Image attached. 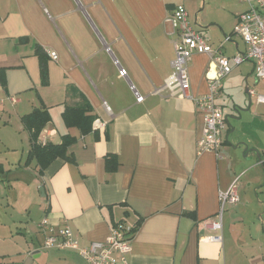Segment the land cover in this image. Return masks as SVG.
<instances>
[{"label":"crops","instance_id":"obj_1","mask_svg":"<svg viewBox=\"0 0 264 264\" xmlns=\"http://www.w3.org/2000/svg\"><path fill=\"white\" fill-rule=\"evenodd\" d=\"M177 5L214 47L231 36L224 54L227 47L230 57L245 52L232 35L248 9L238 0H0V199L18 219L12 216L6 227L0 218V225L10 226L9 237L19 245L1 254L0 264H88L73 250L42 248L43 218L54 229L67 225L80 247L104 243L116 223L134 229L127 264H264V145L258 140L264 105L250 98L257 124L246 152L226 146L228 127L218 156L196 154L202 116L192 101L170 97L163 88L174 59L167 18ZM37 48L46 59L45 85ZM233 71L240 94L231 92ZM232 72L219 81L216 100L228 108L227 118L245 107V90L247 97L248 88L264 91L250 61ZM216 75L209 56L194 55L188 64L191 95H205ZM81 98L93 119L86 134L66 127L62 117ZM40 106L50 122L39 142L72 138L66 150L72 159H53L45 168L28 159L30 134L22 124ZM237 177L239 202L220 215L219 195Z\"/></svg>","mask_w":264,"mask_h":264},{"label":"built area","instance_id":"obj_2","mask_svg":"<svg viewBox=\"0 0 264 264\" xmlns=\"http://www.w3.org/2000/svg\"><path fill=\"white\" fill-rule=\"evenodd\" d=\"M248 4L246 12L238 16L232 35L240 38L245 45L243 54L237 53L233 57L223 54L224 44L231 40V36H224L221 45L214 47L209 39L199 30H194L188 22L187 12L183 5H177L167 18L171 34L174 36V59L171 62V75L164 83V89L170 97L190 100L201 114L203 128L196 141V154L213 153L218 156L220 146L224 141V132L228 128L223 108L216 102L220 94L219 81L229 75L234 68L244 61L253 65V75L264 89V0H238ZM196 54L207 55L215 63L216 79L208 82V92L200 97H193L190 93L188 64ZM49 57L55 60V53ZM117 64V62H115ZM118 75L126 77V70L119 68ZM131 90L137 103L144 100L133 86ZM248 96L255 98L259 105H264V91L258 93L254 88L247 89ZM97 126L103 123L95 121ZM239 177L233 180L225 193H220V215L226 205L234 206L239 202L237 183ZM39 229L44 234L42 248L45 250H73L88 264H127L130 253L131 230L123 223H116L104 243H90L80 247L76 235L67 226L54 229L48 220L43 218ZM212 229L218 231L220 224L212 223ZM210 241H221L219 236H209Z\"/></svg>","mask_w":264,"mask_h":264},{"label":"trees","instance_id":"obj_3","mask_svg":"<svg viewBox=\"0 0 264 264\" xmlns=\"http://www.w3.org/2000/svg\"><path fill=\"white\" fill-rule=\"evenodd\" d=\"M39 57V70L42 84L47 83V66L46 59L43 58V50L37 48ZM82 99L81 105L67 106L62 113V117L66 127L77 128L80 134H86L91 131V123L93 121L90 116V107L85 99ZM50 122V116L45 107H38L30 114L22 117V124L25 130L30 134L31 148L28 159L35 158L40 168H45L53 159L64 158L70 160L66 156V150L72 143V138L66 136L61 144L54 145L51 143L42 144L38 138L45 126ZM134 229H131V233Z\"/></svg>","mask_w":264,"mask_h":264},{"label":"rangeland","instance_id":"obj_4","mask_svg":"<svg viewBox=\"0 0 264 264\" xmlns=\"http://www.w3.org/2000/svg\"><path fill=\"white\" fill-rule=\"evenodd\" d=\"M220 35H221V33H220ZM241 46H242V49H244V45L242 44ZM230 53H231V50H229L227 47V54L226 53L225 54L223 53V54L226 55V57H230ZM244 66H246V64L242 65L241 67H244ZM234 71L232 72L231 76L228 78L229 83L232 87L231 92L240 94L237 91L238 90V77L236 74H234ZM250 80H252V79H250ZM243 94L246 97V105H245V107H238L239 109L236 108V110H234L232 112L233 113L232 117H229L228 122H229L230 131L228 134V141L226 143V146H228L229 148H236V149L243 146L244 148L242 149V152L244 151V149L246 152V150H248V143L253 140V138H250L253 134V131L251 132V128H253V126L255 127L257 122H255L253 120L252 112L245 110V109H247V104H248L249 99H248L247 95L245 94V92H243ZM223 101H225V100L223 99ZM229 101H230V99H229ZM253 104L254 103H252V105ZM227 109L228 108H225L224 110H227ZM232 129H233V132H231ZM258 140H260L259 141L260 145H264V135H261V138L258 137ZM249 145H251V144H249ZM250 150H252V149H249L248 152H251ZM261 150H262V148H261ZM254 154L256 155V157H254V159L256 158L254 160V162H255V161H258V158H257V153L255 152ZM241 157H244V156L241 155ZM251 172H254V170H252ZM246 176H247V174H246ZM243 180H244V178H242L241 181H243ZM237 187H238V183H237ZM40 196H42L41 193H40ZM0 207H2V208H0V211L3 212L0 214V218L2 219L3 222H6V224H7V225H5L6 227H8V224L10 223L12 216L15 218V220H18V219H16L17 214L13 211V209L11 207H7L6 200H4V198L0 199ZM36 211H37V209L34 210V214L36 213ZM4 213L6 214V218L4 217ZM2 221H1V224H2ZM1 226L2 225H0V232L2 233V234H0V259L2 258L1 254L5 253V252L11 253L14 251V247H19V245L16 244V240H11V238L9 237L10 236V234H9L10 226L7 229L2 228Z\"/></svg>","mask_w":264,"mask_h":264},{"label":"water","instance_id":"obj_5","mask_svg":"<svg viewBox=\"0 0 264 264\" xmlns=\"http://www.w3.org/2000/svg\"><path fill=\"white\" fill-rule=\"evenodd\" d=\"M245 93H246V90H245ZM248 104H247V109H245V110H247V111H249V108H250V105H251V99H250V97L248 96ZM234 110H236L235 108H234ZM225 120H226V122H227V126L229 127V122H228V120H229V118H225ZM230 128V127H229ZM231 132H233V129L231 130Z\"/></svg>","mask_w":264,"mask_h":264}]
</instances>
